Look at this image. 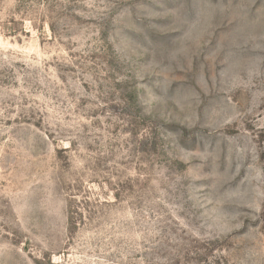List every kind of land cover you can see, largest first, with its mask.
Segmentation results:
<instances>
[{
  "label": "rangeland",
  "instance_id": "rangeland-1",
  "mask_svg": "<svg viewBox=\"0 0 264 264\" xmlns=\"http://www.w3.org/2000/svg\"><path fill=\"white\" fill-rule=\"evenodd\" d=\"M0 264H264V0H0Z\"/></svg>",
  "mask_w": 264,
  "mask_h": 264
}]
</instances>
